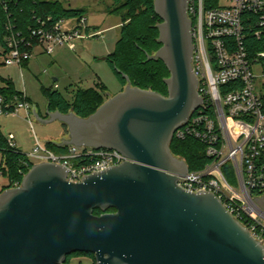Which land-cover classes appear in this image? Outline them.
Segmentation results:
<instances>
[{
    "label": "water",
    "instance_id": "95a60500",
    "mask_svg": "<svg viewBox=\"0 0 264 264\" xmlns=\"http://www.w3.org/2000/svg\"><path fill=\"white\" fill-rule=\"evenodd\" d=\"M154 6L162 46L153 57L170 72L167 95L127 84L88 117L47 107L46 122L67 127L64 144L133 161L78 183L61 164L35 163L19 186L0 193V264H68L73 252L94 254L96 264H264V245L215 194L186 190L172 174L189 170L170 144L203 98L188 0ZM255 200L264 210V195Z\"/></svg>",
    "mask_w": 264,
    "mask_h": 264
},
{
    "label": "built area",
    "instance_id": "2783aa9c",
    "mask_svg": "<svg viewBox=\"0 0 264 264\" xmlns=\"http://www.w3.org/2000/svg\"><path fill=\"white\" fill-rule=\"evenodd\" d=\"M210 1L208 5L207 0H188L193 71L203 103L174 134L180 140L191 137L202 142L210 161L201 169L172 174L186 190L215 194L264 245V210L255 200L264 195V0ZM38 23L27 31L7 23L6 45L0 56L4 65L21 68L36 51L53 54L56 45L65 44L74 49L76 40L98 33L91 32L86 16L58 21L48 17L38 19ZM250 34L262 42V47L250 51ZM20 109L30 119L31 103L25 91L12 99L0 93V115ZM14 139L13 134L8 135V144L17 148ZM59 144L64 148L60 153L38 143L27 155L34 164H61L67 169V181L73 183L133 161L117 150ZM227 165L232 168L234 181L227 176Z\"/></svg>",
    "mask_w": 264,
    "mask_h": 264
},
{
    "label": "trees",
    "instance_id": "16d2710c",
    "mask_svg": "<svg viewBox=\"0 0 264 264\" xmlns=\"http://www.w3.org/2000/svg\"><path fill=\"white\" fill-rule=\"evenodd\" d=\"M3 2L7 3L8 8H5ZM114 2L117 5L115 12L120 13L122 25L120 37L114 51L107 56V61L121 83L122 90L127 84H131L167 95L168 87L165 79L170 76V72L161 59L153 57L162 46L158 41L157 27L162 19L155 11L154 0H114ZM207 4H211V1L207 0ZM86 12L84 8L65 7L60 0H0V56L1 49L6 45L7 23H13L27 31L29 27L39 25L38 19L51 17L52 21H58L63 18H80L86 16ZM247 44L250 51L262 47V42L251 34L247 38ZM28 62L22 65L26 66ZM5 81L7 85L0 88V93L5 98L12 99L19 90L12 82ZM42 91L47 97L51 112L73 111L79 117H88L108 99L105 95L106 86L103 83H98L95 88L76 90L72 99L58 89L42 87ZM62 126L64 129L67 128L64 124ZM7 138L0 125V152L2 153L0 169L8 180V184L0 188V193L20 185L24 175L34 165L26 153L18 148L10 147ZM45 144L56 153L64 151L59 143L47 141ZM170 147L175 156L186 160L190 170L201 169L210 161L206 155V146L195 138L188 137L180 140L174 137ZM225 169L228 178L234 181L231 166L227 165ZM114 211H116L115 208L108 210V212ZM102 212L100 209L94 210V213L98 215ZM81 255L90 256L93 264H96L95 255L86 252H73L67 257V263L71 264V258Z\"/></svg>",
    "mask_w": 264,
    "mask_h": 264
},
{
    "label": "rangeland",
    "instance_id": "374dc122",
    "mask_svg": "<svg viewBox=\"0 0 264 264\" xmlns=\"http://www.w3.org/2000/svg\"><path fill=\"white\" fill-rule=\"evenodd\" d=\"M65 7L86 9V18L95 36L76 40L74 49L68 45H56L53 54L36 51L28 64L23 67L4 65L0 58V88L6 81L12 82L19 91H25L31 103V116L24 109L14 114L0 115L3 133L15 136L17 148L26 154L34 151L38 143H58L67 137L59 121L46 122L48 100L42 91L58 89L68 98L76 90L95 88L98 83L106 86V97L122 90L114 71L105 59L115 49L120 37L121 16L115 12L114 0H60ZM55 79H57L55 81ZM57 85V87L55 86ZM2 153L0 152V162ZM2 171V170H1ZM8 180L0 174V188ZM73 264H93L90 256H75Z\"/></svg>",
    "mask_w": 264,
    "mask_h": 264
},
{
    "label": "crops",
    "instance_id": "0c3cea01",
    "mask_svg": "<svg viewBox=\"0 0 264 264\" xmlns=\"http://www.w3.org/2000/svg\"><path fill=\"white\" fill-rule=\"evenodd\" d=\"M39 52H41V51H39ZM41 53H42V52H41ZM64 137H65V136H63V138H62L58 143L62 142V140L64 139Z\"/></svg>",
    "mask_w": 264,
    "mask_h": 264
},
{
    "label": "flooded vegetation",
    "instance_id": "af4514ba",
    "mask_svg": "<svg viewBox=\"0 0 264 264\" xmlns=\"http://www.w3.org/2000/svg\"><path fill=\"white\" fill-rule=\"evenodd\" d=\"M72 260H73V258H71V261H70L71 264H73Z\"/></svg>",
    "mask_w": 264,
    "mask_h": 264
}]
</instances>
